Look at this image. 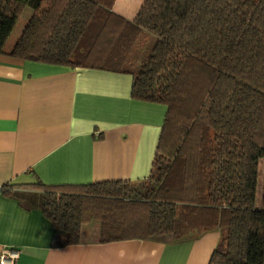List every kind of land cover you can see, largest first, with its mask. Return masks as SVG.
I'll use <instances>...</instances> for the list:
<instances>
[{"label": "trees", "instance_id": "16d2710c", "mask_svg": "<svg viewBox=\"0 0 264 264\" xmlns=\"http://www.w3.org/2000/svg\"><path fill=\"white\" fill-rule=\"evenodd\" d=\"M114 1L0 0V54L128 74L131 99L165 106L138 187L32 184L50 247L78 243L90 223L103 243L180 242L216 229L207 264H264V0H143L131 21Z\"/></svg>", "mask_w": 264, "mask_h": 264}, {"label": "crops", "instance_id": "0c3cea01", "mask_svg": "<svg viewBox=\"0 0 264 264\" xmlns=\"http://www.w3.org/2000/svg\"><path fill=\"white\" fill-rule=\"evenodd\" d=\"M142 2L115 0L112 11L131 21ZM131 82L128 74L0 54V252L16 250L14 264H207L216 229L180 242L103 243L95 235L50 247L32 184L138 187L149 177L165 106L131 99Z\"/></svg>", "mask_w": 264, "mask_h": 264}, {"label": "rangeland", "instance_id": "374dc122", "mask_svg": "<svg viewBox=\"0 0 264 264\" xmlns=\"http://www.w3.org/2000/svg\"><path fill=\"white\" fill-rule=\"evenodd\" d=\"M29 15H30V10L26 7L18 15L11 32L9 33L8 37L6 38L5 45L3 48L4 51H8L12 47V44L16 41V39L20 35L24 25L26 24V21H27ZM140 52L141 53L137 54L138 59H139V56H141V58H142L143 49H141ZM263 164H264V159L260 160V162L258 164V173L259 174L257 177V186H256V204L257 205H259L260 198H261ZM96 233H97V224L96 223H90L88 225H84L82 227V230H81V239L82 240L91 239L95 235H97Z\"/></svg>", "mask_w": 264, "mask_h": 264}, {"label": "built area", "instance_id": "2783aa9c", "mask_svg": "<svg viewBox=\"0 0 264 264\" xmlns=\"http://www.w3.org/2000/svg\"><path fill=\"white\" fill-rule=\"evenodd\" d=\"M18 252L13 249L3 248L0 252V264H14Z\"/></svg>", "mask_w": 264, "mask_h": 264}]
</instances>
